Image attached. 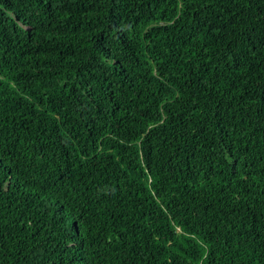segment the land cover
<instances>
[{
    "label": "trees",
    "instance_id": "obj_1",
    "mask_svg": "<svg viewBox=\"0 0 264 264\" xmlns=\"http://www.w3.org/2000/svg\"><path fill=\"white\" fill-rule=\"evenodd\" d=\"M0 264H264V0H0Z\"/></svg>",
    "mask_w": 264,
    "mask_h": 264
}]
</instances>
